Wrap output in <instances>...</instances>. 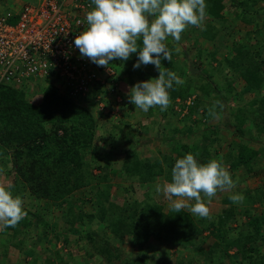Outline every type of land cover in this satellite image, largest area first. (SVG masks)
<instances>
[{"label":"trees","instance_id":"1","mask_svg":"<svg viewBox=\"0 0 264 264\" xmlns=\"http://www.w3.org/2000/svg\"><path fill=\"white\" fill-rule=\"evenodd\" d=\"M206 5L203 30L188 26L185 33L191 43L204 40L210 42L209 46L197 48L190 57L182 51L183 56L175 59L178 44H170L172 39L168 38L171 62L161 60L163 67L180 78L186 73L185 86L170 91V101L180 100L179 111L172 105L165 111L150 108L147 115L152 117L151 124L140 120L136 131L129 126L138 139L155 140L151 130L161 112L164 118L156 128L161 133L169 132L165 142L176 144L174 154L169 151L152 159L138 155L136 148L124 156L110 150L101 153L99 149L112 139L113 132L107 137L98 132L101 124H97L88 103V96L96 95L99 82L90 83L92 91L85 96L61 94L57 86L48 83L31 99L27 86H0V184H13L14 195L22 197L27 211L14 228L0 232V259L7 256L9 248L18 249L12 261L6 259L0 264H56L48 255L39 261L34 250L23 246L31 227L40 228L34 235L37 241L44 240L54 248L60 242L63 247L81 242L80 251L93 264H167L170 254L162 250L165 245L175 247L180 255L191 253L185 260L180 256L177 264H224V260L228 264H264V253L257 255L255 250L264 240V189L262 185L249 189L245 184L252 176L264 179L260 175L264 173V0H206ZM133 55V60L113 61L121 77L131 84L152 78L157 69L151 64L134 69ZM182 60L188 63L184 71ZM205 67L210 74L203 70ZM237 80L243 81V89L237 90ZM209 101L214 103L212 110L205 109ZM183 108L185 112L180 115ZM200 109L202 117L221 114L223 127L209 134L206 130L195 132L192 116ZM231 127L238 138L237 148L234 155L227 152L222 161L228 164L234 187L243 184V202L224 198L227 203L214 204L202 194L209 202L208 218L193 216L186 209L173 212L155 186L171 180L174 160L186 153H192L201 163L215 159L213 141H217V134L222 135L223 128L230 131ZM141 129L146 130L145 135ZM127 134L122 133V137L128 138ZM235 171H243V177H237ZM108 172L135 182L129 186L139 197L120 201L110 192ZM85 188L94 204L90 212L75 210L81 199L74 193ZM223 193L218 191L216 195ZM53 208L62 211L61 221L49 218ZM78 220L85 226L97 224L99 230L92 225L90 231L80 230ZM208 237L214 239L209 245ZM126 241L136 251L121 257L119 245ZM156 242L162 251L150 254ZM19 255L26 260H14ZM61 257L59 264H67L64 253Z\"/></svg>","mask_w":264,"mask_h":264},{"label":"clouds","instance_id":"2","mask_svg":"<svg viewBox=\"0 0 264 264\" xmlns=\"http://www.w3.org/2000/svg\"><path fill=\"white\" fill-rule=\"evenodd\" d=\"M92 5L85 16L87 27L73 41L81 58L108 68L113 61L125 62L135 54L134 69L151 64L158 76L131 85L128 102L143 112L154 107L167 110L170 91L182 86L184 80L161 64L162 59L171 62L166 41L171 37L178 42L188 26L203 30L206 0H92ZM20 9L6 12L17 14ZM39 86L46 84L41 81ZM233 187L222 158L201 163L192 153H186L174 160L171 180L157 184L155 190L163 194L173 212L187 209L193 216L208 218L210 210L202 194L210 201L218 191ZM13 189L11 183L0 184V232L14 228L27 216L22 197L14 195ZM229 199L240 203L244 196L236 193Z\"/></svg>","mask_w":264,"mask_h":264},{"label":"rangeland","instance_id":"3","mask_svg":"<svg viewBox=\"0 0 264 264\" xmlns=\"http://www.w3.org/2000/svg\"><path fill=\"white\" fill-rule=\"evenodd\" d=\"M34 3H36L35 0H0V14L4 13L6 11L16 12L24 4H34ZM229 16H231V13ZM11 23L14 24V22H11ZM243 28L246 29V26H243ZM222 31H224V30L222 29ZM221 38H222V34L219 35V39H221ZM169 39H172V38L169 37ZM184 40H186V43H183ZM170 42H171L170 44H176V43L178 44V45H176V47L179 48V50H178L179 53H178V55H176L174 57L175 59L181 58L183 56V54L181 53L182 51H187L185 55L187 57H190L191 55H194L196 53L197 48H200V47L204 48L206 45L209 46V44H210V42L206 43V42H204V40H202L201 44L199 41H197L195 44L191 43V41L188 40V37L186 36L185 31L181 34L180 42H177L174 40H170ZM133 58H134V55H132L130 57V59H132V60H133ZM182 61H183V63L180 65V67L184 71L185 68L188 69V63L186 62V60H182ZM203 70L210 74L209 68L205 67ZM105 71H108L110 73V76L114 77V79H117L115 81L117 89L115 91H112V92H107V91H105V87H103V89H101L102 87H99L97 90L94 91V93L96 94V95H94V98H92V96H88V103L90 105V110L92 111L93 115L95 116L97 124H99V125L101 124L100 126H102V127L99 126L100 128L97 127L98 132L102 133V136L105 135L106 137L108 136L107 134L109 132H113L112 139H109V140L103 142L102 148L99 149V150H101L100 152L104 153L105 151L108 152L110 150V152L112 151V153H114V154H119L121 156H124L125 152L136 148L138 155H140L142 157L148 156L152 159L161 158L163 154H167L169 151H170V153L174 154L173 151L175 150L176 144L175 143L169 144V142H165V138L169 135V132L165 131V133H161L158 131V128H156L157 123L160 122L164 118L162 116L161 112L158 113V116L156 119L157 123L154 125V130H151L152 134L155 135L156 139L155 140L146 139V141H142L143 139L141 140V139L137 138V136H136L137 133L135 132L139 128L136 126L137 122L140 120L141 121L145 120V123L147 125H149V124H151L152 117L147 115L148 112H143L138 108L136 109L135 105L130 104L128 102V91H129L130 86L133 84H131L125 78L121 77V73L118 70L117 64L112 62V64L109 65V68H106ZM185 74L186 73L184 71V77L182 78L184 80V84L182 86H185V84H186ZM105 76H106V72L102 71L101 73H99V75L97 77L99 79H104ZM156 76H158V70L155 71V74L152 78H154ZM37 84L38 85H36V86L35 85L31 86V84H29V86L27 87V89L31 90V92L29 93L30 97L28 96L29 99H31V97H32L31 95H33L34 93H36L38 91V88H40V89L44 88L43 86H39L41 84V81L37 82ZM243 85L244 84H243L242 80H237L235 82V86H236L237 90L243 89L242 88ZM91 91L92 90H90V92ZM191 97H192V95H191ZM94 99L96 100L95 102H94ZM189 101L190 100H187L186 104L189 103ZM174 102L175 103H173V101L171 100L170 105L173 106L174 110L179 111L180 100L175 99ZM213 105H214V103L209 101V103H206L205 109L206 110H212ZM183 109L184 110L181 111L180 115L185 112V108H183ZM104 114H105V116H103ZM217 114L215 116L213 115V116L208 117L206 115V116L202 117L204 115V113H202V109H200L197 114L192 116V119H195V121H196L194 124V127H193V129H195V132H202L203 130H206V132L209 134L211 132V130L216 131L218 129H221L223 127V124L221 122V118L219 117L221 114L220 115L219 114L217 115ZM219 121H220V123H219ZM117 124L121 126L118 129L115 127V125H117ZM216 125L218 128H216ZM129 126H131L132 129L135 131L130 130ZM141 130L143 132V129H141ZM127 131H128V134H127L128 138L124 139L122 137V133L124 134ZM145 131L146 130H144V132H143L144 135H145ZM233 131H234L233 127L230 128V131H227L225 128H223L220 131V133L222 135L217 134L221 138L217 136V141H213V146L215 147L214 149L216 150V153L213 154V158L220 159L227 152L228 153L231 152V155H234L233 153H235V150L237 148L238 138L234 134H232ZM160 138H162V139H160ZM222 138L226 139V140H221ZM147 140H149V141H147ZM222 143H223V145H222ZM256 145H254V146H256ZM121 159L122 158L120 157L119 161ZM98 160L102 161L103 159H101V157H100V158H98ZM224 166L228 170V164H224ZM93 168H94V172H96V173L99 172L97 169H95V166H93ZM234 173L236 174L237 177L242 178L244 172L243 171H235ZM108 174L109 175H108L107 183H109L111 185L110 192L113 193L114 196H117V198L120 201H123V200L125 201L126 199L130 200V198H133V197H139L138 195H134L137 191L133 192L131 186H129V185L135 184V182L129 181V179H127L125 175H122L119 173L108 172ZM260 175L262 177H264V173H261ZM235 179H237V178L235 177ZM245 184H246L247 188L249 187V189L255 188L257 185H262L263 189H264V179L261 180V179H259V177L252 176V177L245 180ZM242 187H243V184H241L237 187H234L230 190H225V193H223L222 195H219V194L215 195L213 198H211V200L209 202L214 203V204L227 203L226 200L231 201L227 197H230L232 194H236V193L242 194V192H243L241 190ZM74 195L76 198L81 199V203L78 205H75V206H77V208L75 207V210L82 209L85 212H90L91 209L94 207V204L92 205L91 204L92 201L91 200L89 201V199L91 198V194L88 191V189L85 188V189L76 191L74 193ZM224 198H226V200H224ZM25 201H27V200H25ZM209 202L206 201V203H209ZM166 205H169V202L167 200H166ZM255 207L259 211L260 207L258 205ZM51 211H52V213H51L52 215L51 216L49 215V218H52V219L56 218V220L61 221V219H62V213L61 212L62 211L56 210L55 208L51 209ZM76 222H77V227L80 230L85 229L87 231H90L91 225H92L93 229L97 228V230H99V227H97L98 226L97 224L92 223L88 226H85V225H81V223H80L81 221H79V220ZM39 230H40L39 227L29 228V233H28V235H26V238H25L24 244H23V246L25 245L28 249L34 250V253H35L34 255L35 256L37 255L39 261H41V259H43L45 257V255H48L50 258H52L56 262V264H59L60 259L62 258L61 257L62 253H64V259H65V262L67 264H93V261L91 259H89L83 251H80L81 250L80 248L82 245L81 242L78 243L77 245L73 244V242H72L68 247H63L62 243L60 242L54 248L52 246V244H46L44 242V240H38L37 241L35 239L36 236H34V235L36 233H39ZM261 236H262V238H264V232L261 233ZM213 240H214L213 237H208V239L206 240L207 245L211 244L213 242ZM158 244L159 243H157V242L154 243L152 246V249L149 252H150V254H158V252H160L162 250H168L170 255L166 260L167 264H177V260L180 259V256H182L183 260H185V259H188V257L191 255L190 252H182V255H180L178 252H176L175 247H169L168 245H165V246H163V249H162L161 247L158 246ZM119 246H120L121 257L125 256L131 252L133 253L136 251L135 248L130 246V243L128 241L121 243V245H119ZM255 250H256L257 255L264 253V240L261 243L258 242ZM17 251H18V249H15L12 247L9 248L7 256L1 258L0 262L4 261L6 259H8V261H12L11 258L17 254ZM16 259L18 261H23V259L26 260V258H23L20 255L17 257L15 256L14 260H16ZM27 260H28V258H27ZM223 263L228 264L226 260H224ZM114 264H117V263L114 262ZM183 264H185V261L183 262Z\"/></svg>","mask_w":264,"mask_h":264},{"label":"built area","instance_id":"4","mask_svg":"<svg viewBox=\"0 0 264 264\" xmlns=\"http://www.w3.org/2000/svg\"><path fill=\"white\" fill-rule=\"evenodd\" d=\"M35 2L24 4L17 14H0V86L42 81L57 86L61 94L85 96L92 89L89 84L99 82L101 89L115 91L117 79L105 67L81 58L74 47V37L87 27L92 0ZM12 16L14 24L9 22ZM102 71L106 76L99 79Z\"/></svg>","mask_w":264,"mask_h":264}]
</instances>
